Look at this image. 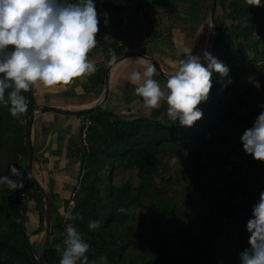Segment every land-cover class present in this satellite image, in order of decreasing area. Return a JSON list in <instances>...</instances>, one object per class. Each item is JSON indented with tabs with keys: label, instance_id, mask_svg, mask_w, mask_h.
<instances>
[{
	"label": "trees",
	"instance_id": "16d2710c",
	"mask_svg": "<svg viewBox=\"0 0 264 264\" xmlns=\"http://www.w3.org/2000/svg\"><path fill=\"white\" fill-rule=\"evenodd\" d=\"M128 1L132 0H95L99 26L107 19V13L112 12L114 27L119 28L124 23ZM154 1L164 5V0ZM234 3L238 5V19L244 25L236 23L229 28L225 24L216 25L218 37L213 51L230 71L228 77L213 72L208 98L197 106L203 110V116L193 126H180L174 121L167 124L156 113L123 117L104 108L81 115L88 116L92 126L88 149L80 154V168L85 173L71 212L81 213L83 219L71 223L91 240L98 258L106 257L102 260L107 264H240V252L249 246L238 243L235 252L214 248L216 237L226 230L224 220L245 216L249 219L252 206L264 191V161L254 159L251 154L247 179L231 180L230 173L224 176L220 170L233 154V142L243 147L241 135L264 110L261 108L264 98L246 105L239 95L243 67L264 59V0L260 5H250L248 0ZM237 12L230 13L231 19L236 20ZM104 71L96 74L103 76ZM23 94L29 99V107L19 117L10 113L8 105L0 104V175H11L15 166L27 177L29 188L25 157L28 121L35 102L31 89ZM178 153L184 156L186 167L182 170L184 176L175 179V183L182 184L186 192L211 190L213 203L207 211L196 213L189 203L191 196L184 192L166 198L165 188L156 186L161 159L166 154ZM129 168L136 169L139 186L133 188L130 183L116 186L117 171ZM21 193L25 190L20 187L0 186V264H39L35 260L37 249L31 246L25 230L26 198ZM143 197L149 200L150 222L139 229L132 225L129 208L138 206ZM178 202L183 203L180 209L175 207ZM121 208L126 211H119ZM43 211L40 206L41 224ZM91 219H99L100 227L90 229ZM167 226L173 228L171 234ZM170 236L179 240L188 255L172 259L167 253ZM57 252L56 246H48L45 253L48 264H59Z\"/></svg>",
	"mask_w": 264,
	"mask_h": 264
},
{
	"label": "clouds",
	"instance_id": "9594fccd",
	"mask_svg": "<svg viewBox=\"0 0 264 264\" xmlns=\"http://www.w3.org/2000/svg\"><path fill=\"white\" fill-rule=\"evenodd\" d=\"M248 3L260 5L261 0ZM98 31L95 0H0V104L8 105L10 113L19 117L29 107V99L23 93L33 86L42 83L53 88L95 72L89 52L97 45ZM182 52L178 66L163 85L153 78L157 68L151 59L140 56L126 60L143 66L142 70H131L129 79L146 108H160L162 102L166 103L165 114L170 121L191 127L203 116L197 106L208 98L213 72L228 77L230 69L207 49L202 56L194 54L193 47L185 46ZM113 63L118 65L119 61ZM240 140L246 153L264 161V110L244 130ZM11 172L12 175H0V186L22 187V181L15 178L20 175L19 169L13 166ZM68 216L73 222L83 219L79 212ZM100 225L99 219L88 222L90 229ZM246 227L249 247L240 252V264H264V191L252 206ZM90 248L78 227L66 224L64 239L56 244L59 264H86Z\"/></svg>",
	"mask_w": 264,
	"mask_h": 264
},
{
	"label": "rangeland",
	"instance_id": "374dc122",
	"mask_svg": "<svg viewBox=\"0 0 264 264\" xmlns=\"http://www.w3.org/2000/svg\"><path fill=\"white\" fill-rule=\"evenodd\" d=\"M132 1L133 2H131L130 7L133 11L136 10L138 5L137 3H140V1V5L144 4V6H140V8L137 9V12H134V19L129 20L130 24L127 25V28L134 27V29H131V38L126 41L125 44H127L131 50H125L126 54L124 55L138 53L144 54L157 61L161 68L170 74L178 66V61L183 55V47H193V53L201 56L203 55L205 49L208 51L210 50L214 37L210 20L211 0H164V5H158L159 7L154 5L155 2L152 0ZM221 1L222 5L220 0H217L215 11L216 25L225 24L229 28L231 25L239 23L243 26L244 22L238 19L240 13L236 11L238 9V5H234V2L237 0ZM233 12H237L234 15L236 16V20L231 19L229 16L230 13ZM111 13L112 12L107 13V19L104 22L109 19L108 14ZM128 13L132 16V12ZM113 24H115V22ZM134 30H136V32ZM144 45L145 49L143 50ZM154 74L158 75L157 72ZM240 81L241 87L239 89V93L241 92L242 94L239 95L246 105L256 104L262 100L264 98V59L253 61L247 66H244L240 73ZM164 105L165 104L162 102L161 108L163 110L160 114H158L160 119L165 121L167 124L174 123L175 121H170L167 118L165 114L166 107L164 108ZM127 109L130 111L129 108ZM132 109L134 111L133 114L129 112L128 114L145 116L151 113L155 116L154 109L149 110L146 106L139 108L133 105ZM164 110L165 112H163ZM21 123H25L24 119H21ZM232 145L234 147L233 154L231 155L228 163L220 166V170L222 171L221 173L224 176H227L230 173L229 176L231 180L247 179L250 176L248 169V159L250 154L246 153L243 147L237 146L236 141L233 142ZM4 164H6V161H4ZM185 167L186 162L182 154H166L161 159V163L158 166V171L155 176V184L157 187L165 188L166 198H169L175 192H184L185 195L191 196L189 203L193 204L192 209H194L196 213L204 210L207 211L208 207L213 203L211 190H204L200 193L186 192L183 190L182 184L177 182L175 183V179H181L184 176V174L182 175V170L185 169ZM123 183H130L133 188H137L139 186L140 180L137 177L135 168L117 171L114 176V184L119 186ZM28 186L30 189H35L31 182H29ZM215 186L216 185H214V187ZM182 204L183 203L178 202V205L174 206L177 209H180ZM148 209L149 200L145 199V197L140 200L138 206H131L129 208V213L132 225L138 226V228L141 229V227L145 226V224H149L150 220ZM189 210H191V207ZM164 222L165 220H163V223ZM247 222L248 218L246 216L236 219L226 218L224 220L226 230L221 232L216 237L214 241V248L235 252L238 251L236 247L238 243L249 245L250 233L247 231ZM166 229L169 234L173 232V228L170 226H167ZM168 244L169 249L167 253L173 256L172 259L184 254L188 255L187 251L182 247V244L179 243L178 239L170 236L168 238Z\"/></svg>",
	"mask_w": 264,
	"mask_h": 264
},
{
	"label": "crops",
	"instance_id": "0c3cea01",
	"mask_svg": "<svg viewBox=\"0 0 264 264\" xmlns=\"http://www.w3.org/2000/svg\"><path fill=\"white\" fill-rule=\"evenodd\" d=\"M131 2L133 1L125 3L126 10L123 20L126 18V22L119 28L114 27V16L111 14H108L109 19L99 27L96 34L97 45L89 52V58L95 63L96 71L76 77L68 84H61L53 88H47L42 83L33 86L31 91L35 106L78 110L90 107L99 99L103 91L106 67L121 55L126 54L125 50L129 49L125 43L130 40V31L134 29V27L127 28V25L130 24L129 20L134 19L133 9L130 7ZM154 5L158 6L157 3ZM141 6L143 7L144 4ZM128 12L133 13L130 18ZM134 31L136 32V30ZM101 69H105L103 76L96 74ZM133 69L142 70L143 66L124 61L112 68L108 97L100 109L113 110L115 114L128 117L134 112L133 105L139 108L145 106L143 98L135 92L136 85L129 79V73ZM153 78L162 85L166 82L156 74ZM164 104V108L167 107L166 103ZM162 110L161 107L155 108L154 113L160 114ZM80 124L79 116H62L53 113L40 114L33 121L31 140L34 154L33 167L37 178L52 196V236L49 245L53 246L63 241L66 224L71 223L69 216L65 214V207L75 188L80 169L82 151L79 136ZM25 198V230L33 249H38L44 233V223L41 224L39 212L40 206L44 208L43 200L36 196V191L33 188H27ZM83 236L91 244L86 264H93V261L95 264H107L97 257L91 240L85 234Z\"/></svg>",
	"mask_w": 264,
	"mask_h": 264
},
{
	"label": "water",
	"instance_id": "95a60500",
	"mask_svg": "<svg viewBox=\"0 0 264 264\" xmlns=\"http://www.w3.org/2000/svg\"><path fill=\"white\" fill-rule=\"evenodd\" d=\"M216 6H217V0H211V8H210V20H211V25L213 28L214 32V37L213 41L211 44L210 52L213 54L216 40L218 37V30L216 28V23H215V11H216ZM140 56H146L144 54L138 53V54H129V55H124L121 57H118L114 61H119L121 62L125 58L128 57H140ZM147 58L151 59L153 63L155 64L157 68V73L158 76L166 81L167 76L169 73L165 72L159 63L155 61L153 58L146 56ZM114 63H110L108 67H106V71L104 74V80H103V91L99 99L92 104L90 107H86L83 109H78V110H69V109H60L57 107H51V106H34L29 121H28V130H27V151H26V157H25V168L27 171L28 178L30 182L33 184L34 188L38 191V193L41 195L44 208H43V221H44V233L42 240L39 244V247L36 251L35 254V260L39 264H48L45 260V253L46 250L49 246L51 236H52V217H53V200L51 194L45 189V187L41 184L39 179L37 178V175L35 173V170L33 168V146L31 142V128L33 125V121L36 116L44 113H53L57 115H62V116H81L84 114H89L92 113L98 109L101 108V106L106 102L108 93H109V80H110V74L111 70L114 67Z\"/></svg>",
	"mask_w": 264,
	"mask_h": 264
},
{
	"label": "built area",
	"instance_id": "2783aa9c",
	"mask_svg": "<svg viewBox=\"0 0 264 264\" xmlns=\"http://www.w3.org/2000/svg\"><path fill=\"white\" fill-rule=\"evenodd\" d=\"M125 14V13H124ZM124 22H126V18H124ZM80 117V146L82 150H87L88 149V134H89V129L92 126V121L88 116H79ZM20 175L15 177L16 179H19L22 181V187H20L21 189L25 190V193H21V196L24 197L26 196V191H27V177H25L23 175V173L21 171ZM84 169L80 168L79 172H78V176H77V182L75 185L74 190L71 192L66 207H65V214L68 215L70 212H72L73 208L75 207L76 204V196L79 192L80 189V184L81 181L83 179L84 176ZM10 174L12 175V172L10 170ZM56 257L59 259L60 261V252L58 251L56 254Z\"/></svg>",
	"mask_w": 264,
	"mask_h": 264
},
{
	"label": "bare ground",
	"instance_id": "6f19581e",
	"mask_svg": "<svg viewBox=\"0 0 264 264\" xmlns=\"http://www.w3.org/2000/svg\"><path fill=\"white\" fill-rule=\"evenodd\" d=\"M128 58H131V59L134 60L136 57H128ZM124 61L127 62L126 58H125L124 60H122L121 62H124ZM121 62H120V63H121Z\"/></svg>",
	"mask_w": 264,
	"mask_h": 264
}]
</instances>
